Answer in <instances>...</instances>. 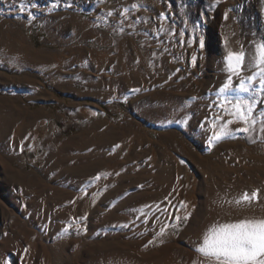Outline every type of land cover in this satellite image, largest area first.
I'll use <instances>...</instances> for the list:
<instances>
[{
  "label": "rangeland",
  "instance_id": "374dc122",
  "mask_svg": "<svg viewBox=\"0 0 264 264\" xmlns=\"http://www.w3.org/2000/svg\"><path fill=\"white\" fill-rule=\"evenodd\" d=\"M263 3L0 0V264H193L213 223L264 218L259 77L227 96L255 125L219 92L230 52L233 86L259 71L229 39L264 43Z\"/></svg>",
  "mask_w": 264,
  "mask_h": 264
},
{
  "label": "snow or ice",
  "instance_id": "6c2138e0",
  "mask_svg": "<svg viewBox=\"0 0 264 264\" xmlns=\"http://www.w3.org/2000/svg\"><path fill=\"white\" fill-rule=\"evenodd\" d=\"M201 47H203L202 40ZM244 59V52H230L228 54L227 71L230 75L219 92L224 95V102L234 109L229 113L230 115H233L240 123L249 124L251 122V125H255L254 102L246 100L240 95H234L232 100L227 99V96L228 94L249 92L253 86V81H256L257 77H259L260 88L264 91V43L256 46L254 57L253 66L257 67L259 71L246 79L241 77L238 85L233 86L232 78L233 76H239L240 72L243 71ZM193 60H195V57H193ZM231 123L232 121H228L225 125H222L220 130L212 137V140L218 142L229 136L230 131L227 125ZM260 123L264 124V113H260ZM239 130L248 132L250 129L244 127ZM261 131L264 132V127L261 128ZM258 192L259 190L251 194L245 192L235 203L238 205L251 204L258 200ZM181 207L186 209L187 204L182 202ZM190 215L191 213L186 212L183 220L187 221ZM176 220L180 221L181 217L177 216ZM163 231L162 228L161 234H163ZM194 251L202 259L194 261L193 264H264V218L253 217L231 222L213 223L204 231Z\"/></svg>",
  "mask_w": 264,
  "mask_h": 264
},
{
  "label": "bare ground",
  "instance_id": "6f19581e",
  "mask_svg": "<svg viewBox=\"0 0 264 264\" xmlns=\"http://www.w3.org/2000/svg\"><path fill=\"white\" fill-rule=\"evenodd\" d=\"M262 1H264V0H262ZM264 4V3H263ZM222 8V7H221ZM224 8V7H223ZM264 8V7H263ZM262 9V8H261ZM263 10V9H262ZM264 11V10H263ZM223 22V21H222ZM220 23V24H222L223 26H226L225 24H223V23ZM229 21H227L226 23H228ZM229 24V23H228ZM227 29H230V28H228V27H226ZM225 32V31H224ZM226 33H228V31L226 30ZM223 36H224V34H223ZM231 39H229V40H231V42H230V45H229V48L230 49H236V47H243V46H241V44L242 43H244V44H246V46H244V48L245 49H247L248 50V52H249V55H250V58H253L254 59V57H255V52H256V46H257V44H253L252 42H250V39H247L246 41H244V42H239L238 40H236V38L234 39V37L232 36V37H230ZM233 49V50H234ZM235 51V50H234ZM246 51V50H245ZM227 64V63H226ZM227 68V67H226ZM225 69V68H224ZM223 69V70H224ZM227 71V70H226ZM235 77V76H234ZM257 90L259 91V92H262V90H261V88H260V85H258V88H257ZM223 119V118H222ZM228 122V120H223V124L222 125H225L226 123ZM231 124H229V125H227L228 126V128H232L231 126H230ZM241 165V164H240ZM150 180V179H149ZM1 194V193H0ZM3 194V193H2ZM7 195V194H6ZM2 196V195H1ZM240 196V195H239ZM238 197V196H237ZM6 197H4V199H5ZM8 198V197H7ZM2 203H4V202H2ZM256 203V202H255ZM258 203V202H257ZM257 205V204H256ZM172 209V208H171ZM228 209V208H227ZM263 214V213H262ZM190 227V226H189ZM193 238V237H192Z\"/></svg>",
  "mask_w": 264,
  "mask_h": 264
},
{
  "label": "trees",
  "instance_id": "16d2710c",
  "mask_svg": "<svg viewBox=\"0 0 264 264\" xmlns=\"http://www.w3.org/2000/svg\"><path fill=\"white\" fill-rule=\"evenodd\" d=\"M34 22H35V25L33 27H31L30 38H31V41H33L36 46H40V43H39V40H38L39 37H37L36 34H40L41 35V33H38L39 30H41V25L38 22H36V21H34Z\"/></svg>",
  "mask_w": 264,
  "mask_h": 264
}]
</instances>
